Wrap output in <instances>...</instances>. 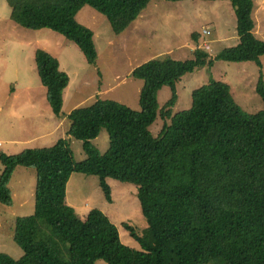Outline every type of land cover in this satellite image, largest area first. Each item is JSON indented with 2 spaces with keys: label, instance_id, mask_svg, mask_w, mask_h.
<instances>
[{
  "label": "trees",
  "instance_id": "obj_1",
  "mask_svg": "<svg viewBox=\"0 0 264 264\" xmlns=\"http://www.w3.org/2000/svg\"><path fill=\"white\" fill-rule=\"evenodd\" d=\"M6 1L17 24L63 34L96 65L94 31L77 21V13L91 6L119 32L150 0ZM229 1L236 9L239 44L211 58L209 46L193 32L190 59L163 55L136 67L132 77L144 82L139 111L97 99L68 115L70 139L17 155L0 150V204L13 203L10 181L18 167L37 170L35 212L13 221V239L23 255L15 259L0 252V264H264V107L247 112L228 83L211 80L191 92L189 109L171 110L185 74L215 61L261 67L264 40L255 30L254 2ZM36 63L51 110L61 119L70 77L43 49ZM166 86L172 96L161 115L170 122L155 137L149 127L158 115V92ZM256 91L264 101L262 73ZM104 128L109 149L102 154L93 141ZM71 139L82 141L85 160H75ZM73 173L97 176L109 202L108 178L138 185L147 227L138 231L122 224L141 250L120 243L117 226L101 209L80 217L67 201Z\"/></svg>",
  "mask_w": 264,
  "mask_h": 264
},
{
  "label": "rangeland",
  "instance_id": "obj_2",
  "mask_svg": "<svg viewBox=\"0 0 264 264\" xmlns=\"http://www.w3.org/2000/svg\"><path fill=\"white\" fill-rule=\"evenodd\" d=\"M253 17L258 38L264 40V0H253ZM11 8L6 0H0V150L8 155H17L26 149L50 147L55 144L54 137L64 135V127L55 136L41 138L39 135L53 123L55 115L47 100V91L43 86L37 70V51L43 49L56 57L61 69L70 77V83L64 92V111L78 100L82 107L94 103L85 101L94 90L99 76L78 46L66 39L63 34L49 28L33 29L23 27L10 17ZM79 23L94 31V45L98 51V65L103 78L112 76L113 85L119 81L115 78L119 72L132 66L143 64L155 57L169 55L176 60L192 57L196 48L191 37L193 32L201 35V43L209 46V56L214 57L224 48L235 47L240 39L237 32V14L235 6L229 0H150L137 18L123 30L116 32L107 16L89 6L82 8L76 16ZM202 29L211 31L203 35ZM111 41V44H110ZM261 67L255 62L215 61L211 66L201 67L185 74L177 85V101L171 107L172 113L189 109L191 92L211 80L228 83L237 102L247 112H256L264 107V101L256 91L257 82L262 73L264 79V55L261 56ZM123 83L104 99L116 102L133 110H140V94L143 80L124 74ZM83 84V85H82ZM88 84V87L86 86ZM90 84H95L94 86ZM79 85L82 90L77 89ZM79 90V91H78ZM12 94L21 96L13 100ZM36 97L35 108L26 103V96ZM172 90L163 87L159 90L158 115L150 125L153 136H159L165 122L161 115ZM85 102V103H84ZM79 103V104H80ZM65 112V113H66ZM70 126L67 121L66 128ZM33 141H29L32 140ZM6 140H17L9 145ZM26 141H29L25 143ZM93 144L104 154L109 149V133L102 129ZM70 145L76 161L85 160L82 141L71 139ZM11 152V153H10ZM3 165L0 161V173ZM69 186V197L77 204L80 217L91 208L104 211L117 226L120 243L135 250L140 245L128 233L122 223L133 225L138 231L147 227L138 198V185L131 182L108 178L112 201H107L95 175L75 173ZM37 170L18 167L10 181L13 196L12 205L0 204V252L15 259L23 255V250L13 239V221L18 215L33 214L36 209ZM97 264H107L100 260Z\"/></svg>",
  "mask_w": 264,
  "mask_h": 264
},
{
  "label": "crops",
  "instance_id": "obj_3",
  "mask_svg": "<svg viewBox=\"0 0 264 264\" xmlns=\"http://www.w3.org/2000/svg\"><path fill=\"white\" fill-rule=\"evenodd\" d=\"M110 44H111V41H110ZM112 45V44H111ZM98 52V51H97ZM98 62H99V60H98ZM98 62L96 63V65H92L93 67H94V70H95V72L97 73V75L99 76V79H98V81H96V78L95 77H93L92 76V79L94 80V82H96V86H97V88H96V91L94 90V92L92 93V95H90L85 101H91V100H93L94 99V97H95V99L94 100H97V99H104V98H102V97H106L110 92H111V90H113L114 88H116L118 85H120L121 83H123V81H124V78H122V76L124 75V74H126V75H128V76H132V72H133V70L136 68V67H138V66H140L141 64H139V65H137L136 67L135 66H132L131 68H128L127 70H124V71H122V72H119L118 73V75H116L115 76V78L119 81V83L117 84V85H113V81H114V78L112 77V76H110L109 78H107V76L105 77V79L103 78V75H100V67H99V65H98ZM60 67H61V63H60ZM83 85V84H82ZM82 85H79L78 87H77V89H79V90H82L81 89V86ZM91 86L93 85H95V84H90ZM87 87H88V84L86 85ZM78 90V91H79ZM13 95V100H18V99H20L21 98V96L20 95H18V94H12ZM66 97V96H65ZM65 97H64V102H65ZM26 103H27V105H29V107L30 108H35L36 106H35V101H36V97L35 96H33V95H29V96H26ZM105 100V99H104ZM113 101H116V100H113ZM95 102V101H94ZM80 102H78V100H75V101H73L71 104H70V108L68 109V111L66 112V111H64L63 110V113H64V115H63V117L61 118V119H58V118H56V116H55V119H52V120H54V122L53 123H50L47 127H46V129L41 133V135H39V137H41V138H49V137H52V136H55L56 135V133H57V131L58 130H60L62 127H64V135H62L61 136V138H64V139H70V137L68 136V129H69V126H68V128H66V125H67V121H68V115L74 110V109H76V108H78V107H82L81 105H83V104H81V103H83V102H81L80 104H79ZM85 103V102H84ZM66 112V113H65ZM61 138H58V137H54V141H55V143L59 140V139H61ZM96 140V139H95ZM29 141H33V139L32 140H29ZM29 141H26L25 143H27V142H29ZM6 142L8 143V145H9V147H8V149H11L12 148V145H15V144H17L18 143V141L17 140H10V141H8V140H6ZM1 143V142H0ZM2 144V143H1ZM11 153V152H10ZM76 174L75 173H73L72 175H71V177H70V179H69V181H68V184H67V201H68V203H70L72 206H74L75 207V209H76V211H80V212H84L83 210H81V209H78V204L72 199V198H70L69 197V194H68V192H69V186H70V182H71V179H72V177L73 176H75ZM88 213V210L84 213V215H82V216H86V214Z\"/></svg>",
  "mask_w": 264,
  "mask_h": 264
},
{
  "label": "built area",
  "instance_id": "obj_4",
  "mask_svg": "<svg viewBox=\"0 0 264 264\" xmlns=\"http://www.w3.org/2000/svg\"><path fill=\"white\" fill-rule=\"evenodd\" d=\"M210 32H209V30L208 29H202V34L203 35H208ZM1 143H0V147H1Z\"/></svg>",
  "mask_w": 264,
  "mask_h": 264
}]
</instances>
